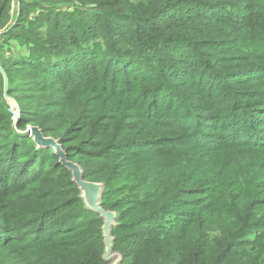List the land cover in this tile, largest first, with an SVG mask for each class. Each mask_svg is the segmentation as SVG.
<instances>
[{
	"label": "trees",
	"instance_id": "1",
	"mask_svg": "<svg viewBox=\"0 0 264 264\" xmlns=\"http://www.w3.org/2000/svg\"><path fill=\"white\" fill-rule=\"evenodd\" d=\"M0 39V264H110L33 126L119 264H264V0H26Z\"/></svg>",
	"mask_w": 264,
	"mask_h": 264
},
{
	"label": "water",
	"instance_id": "2",
	"mask_svg": "<svg viewBox=\"0 0 264 264\" xmlns=\"http://www.w3.org/2000/svg\"><path fill=\"white\" fill-rule=\"evenodd\" d=\"M5 77V96H8L9 89V78L3 68H0ZM9 99L18 106V103L15 99ZM31 135L34 138V141L38 146H52L55 149L56 154L60 157V161L63 165H65L68 169L71 170L73 175V180L78 185L79 189L82 193V198L86 206L98 213L100 217L103 219V236H104V244H105V252L103 255V259L110 264H119L121 261V257L118 254H115L113 251V240L114 237L112 235V229L116 225L117 221V213L105 209L102 206V194L104 190V185L99 182L89 181L84 178V173L79 164L68 161L65 155V152L62 150L60 142L58 140H54L53 138L45 137L41 131V129L37 126L32 127ZM118 256L117 259H114ZM112 261V262H111Z\"/></svg>",
	"mask_w": 264,
	"mask_h": 264
},
{
	"label": "rangeland",
	"instance_id": "3",
	"mask_svg": "<svg viewBox=\"0 0 264 264\" xmlns=\"http://www.w3.org/2000/svg\"><path fill=\"white\" fill-rule=\"evenodd\" d=\"M22 1H26V0H11L12 9H11V19H10V23H9V26L8 27H6V28H0V34H2L3 32L7 31L9 29V27H11L15 23L18 15H19L20 4H21ZM33 16H34V13H31L30 14V17H33ZM1 42H2V40L0 39V44H1ZM12 43H13V46H12L13 48L12 49H13L14 53L17 54V52L22 53L23 51H25V50L20 51L21 50V47L16 42L13 41ZM6 100L10 104V107L15 106V103H13L9 99V97H6ZM14 120L17 121V119H14ZM28 129H29V127H28ZM114 253L115 254H118L116 252H114ZM117 258H118V256H116L114 259H117Z\"/></svg>",
	"mask_w": 264,
	"mask_h": 264
},
{
	"label": "built area",
	"instance_id": "4",
	"mask_svg": "<svg viewBox=\"0 0 264 264\" xmlns=\"http://www.w3.org/2000/svg\"><path fill=\"white\" fill-rule=\"evenodd\" d=\"M11 111L13 113V119H18L20 117V108L15 105L11 107Z\"/></svg>",
	"mask_w": 264,
	"mask_h": 264
}]
</instances>
